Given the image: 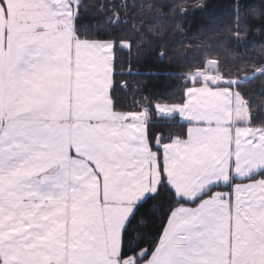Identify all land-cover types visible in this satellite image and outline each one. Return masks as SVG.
<instances>
[{
	"label": "crops",
	"instance_id": "obj_1",
	"mask_svg": "<svg viewBox=\"0 0 264 264\" xmlns=\"http://www.w3.org/2000/svg\"><path fill=\"white\" fill-rule=\"evenodd\" d=\"M74 4L0 0V264L133 263L122 232L163 177L185 204L142 264H264V126L234 84L208 60L211 84L156 105L186 127L158 153L148 111L113 109V43L77 38Z\"/></svg>",
	"mask_w": 264,
	"mask_h": 264
},
{
	"label": "trees",
	"instance_id": "obj_2",
	"mask_svg": "<svg viewBox=\"0 0 264 264\" xmlns=\"http://www.w3.org/2000/svg\"><path fill=\"white\" fill-rule=\"evenodd\" d=\"M74 9L77 38L113 43V109L145 105L148 140L158 153V136L162 142L183 136L186 127L177 118L157 117L155 106L183 102L186 89L203 84L189 76L209 59L217 61L222 80L234 84L250 124L264 126V0H75ZM182 204L163 177L126 223L120 260L146 261Z\"/></svg>",
	"mask_w": 264,
	"mask_h": 264
},
{
	"label": "rangeland",
	"instance_id": "obj_3",
	"mask_svg": "<svg viewBox=\"0 0 264 264\" xmlns=\"http://www.w3.org/2000/svg\"><path fill=\"white\" fill-rule=\"evenodd\" d=\"M122 46L123 47H127V45L125 44V43H123L122 44ZM210 60H213V59H209V61ZM208 61V60H207ZM206 61V62H207ZM215 62H216V70H215V72L217 73V75H218V77L220 78V81L222 82V78L219 76V73H218V63H217V61L216 60H214ZM209 63V62H208ZM208 63H207V65H208ZM205 66H206V63H205ZM205 66H204V69H205ZM215 66V65H214ZM203 69V70H204ZM202 71V70H201ZM198 72V71H197ZM195 73V72H194ZM194 73L191 75V76H189V78H191L192 80L194 79H197V77H194ZM200 81H202V80H200ZM224 81V80H223ZM203 82V84H199V85H208V84H211L208 80H204V81H202ZM227 82V81H226ZM199 85H193V86H199ZM239 98V97H238ZM239 101H241V98H239Z\"/></svg>",
	"mask_w": 264,
	"mask_h": 264
},
{
	"label": "built area",
	"instance_id": "obj_4",
	"mask_svg": "<svg viewBox=\"0 0 264 264\" xmlns=\"http://www.w3.org/2000/svg\"><path fill=\"white\" fill-rule=\"evenodd\" d=\"M137 107H138L139 109H141V110H145V111L148 110L147 107H146L145 105H141V103L137 104ZM125 264H131V262H130V261H126Z\"/></svg>",
	"mask_w": 264,
	"mask_h": 264
}]
</instances>
